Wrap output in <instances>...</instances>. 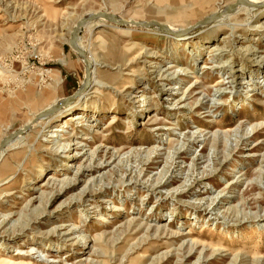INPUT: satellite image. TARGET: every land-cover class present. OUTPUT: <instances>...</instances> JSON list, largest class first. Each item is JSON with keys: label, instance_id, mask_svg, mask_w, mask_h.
<instances>
[{"label": "rangeland", "instance_id": "374dc122", "mask_svg": "<svg viewBox=\"0 0 264 264\" xmlns=\"http://www.w3.org/2000/svg\"><path fill=\"white\" fill-rule=\"evenodd\" d=\"M206 1L198 16L180 18L178 8L194 7L0 0V143L83 84L69 41L80 17L112 11L183 31L237 0ZM249 8L178 55L151 27L97 19L81 28L99 81L81 98L88 117L62 140L79 142L71 155L81 156L45 149L50 127L5 148L0 264H23L18 251L30 247L49 259L37 264H264V12ZM214 43L225 50L209 54Z\"/></svg>", "mask_w": 264, "mask_h": 264}, {"label": "bare ground", "instance_id": "6f19581e", "mask_svg": "<svg viewBox=\"0 0 264 264\" xmlns=\"http://www.w3.org/2000/svg\"><path fill=\"white\" fill-rule=\"evenodd\" d=\"M248 1H250L252 3L251 4H239L235 8V10L232 11V12L228 11L230 6L227 7V5H224L223 6L224 8H219L218 10L212 12L213 14L219 13V15L212 22H210L208 24H200L199 23L198 24L199 26L190 27L189 29L187 28V30L180 31L182 29L180 27H176L172 23H169L168 26H167V25H163V24L159 23L158 21L147 22L148 24L144 25V27H151L152 29H155L156 31H152L153 33H155V35L158 34V35H161L162 37H165V38H171L174 41L173 54L174 55H176V54L178 55V54H180V52L183 49H185L187 47L194 46L196 48H201V42L204 41V38H205L204 36H206L209 33H211V30H212L213 27L219 28L221 25L227 23V19H229L230 16H232V15H229L228 13H233V12L237 11L240 7H242L244 5L245 6H249L250 7L249 8L250 11L253 12L254 15H255V12L253 11L254 10L253 8H257L261 12H264V0H248ZM178 2H179V4H181L183 6L188 5V6H193L194 7V8H178L179 12L177 13L178 14L177 16L180 17V18H184V17H188V16H198L205 9L204 8V3H207L206 0H178ZM109 12H111V14L116 17V20L122 19V20L126 21V24H124V25H128V24L135 25L134 22H137V21H130L129 22L126 19H123L122 18L123 16L121 14H118V13L112 12V11H109ZM106 13H108V12H106ZM212 13H210V15H212ZM91 14H97V13H89L88 15H91ZM108 14H110V13H108ZM80 19H81V17L78 20H80ZM98 19H108V18L107 17H101V18H98ZM95 20H97V19H95ZM89 22H91V21H89ZM89 22H87V23H89ZM135 26H137V25H135ZM165 28H167V30ZM159 30H161L162 32H160ZM169 33H171V34H169ZM79 38H80V35H79ZM222 39L223 40L226 39V36H223ZM191 43L193 45H191ZM78 45H79V47H81V43L79 42V39H78ZM81 49H83V48L81 47ZM83 50L85 51L86 57H87L86 50L85 49H83ZM217 50L223 51L225 49L223 47L219 46L217 43H214V44L210 45L209 54H215V51H217ZM75 52H76V50H75ZM89 59H90L91 62L89 61ZM89 59L87 57V60L91 64V67H90V79H89L88 86L85 89V90H87L89 88V86H90V83H91L92 86L89 89V91L85 92L83 95L79 94L78 95L79 98L76 97L74 99V101H72L70 104H68L66 106H62L55 113L47 114V115H45L42 118L36 119V116L38 114H40L41 112L47 110L50 107H47L45 109L39 110L38 112H35L33 114V117L30 119V121L27 122L24 125V127L21 128V129H25V126H28V128L22 134L17 136L15 139H17L18 137L20 138V136L24 135L26 132L31 130V128L33 129L32 132H34V133L36 132L37 133L42 128L50 127L47 130L49 134H47L46 135V139H44V141L48 143L47 145H44L45 149H52L53 150L55 147H57L58 149H56V151H57L56 153L58 155H60L62 157H67L68 156V157H71L73 160L76 157L81 156L80 152H77V153H74V155H71L72 148L74 147V145H78L79 142L75 141V142L65 143L62 140H66L68 138V136H67V133H68L67 128H69L73 124H77V123L80 124L81 122H83V119L85 117H88L89 111L91 110V108L87 107V105L86 106L81 105V98L83 99L85 97V95L89 94L90 90L92 88H94L96 83L99 81L97 79V66H96V63L91 58H89ZM172 66H174V65H170L169 67H172ZM205 68H209V67H207V65H203L202 69H205ZM178 70H179V72H178L179 75H180V73L181 74L188 73L186 71V68H180ZM171 75H169L168 78L170 77L172 79H175V78L181 79L180 76H176L177 74H174V76H171ZM226 82H228V81H225L224 79L220 78L217 83L220 84V85L221 84L223 85ZM178 88L179 87H177V85H175L173 87H169L168 89H174L175 90V89H178ZM253 89H255V87H252L251 90H253ZM85 90H83V91H85ZM217 90L220 91V90H222V88L218 87ZM175 94H177V93H174L173 91L170 92V95H175ZM61 100L59 102H61ZM182 101H183V99L178 100V102L183 103ZM95 109H96V107H93V110H95ZM63 114H64V116L61 119V125H58V127H61V128L54 129L55 125H51V124L56 121V118L58 116L63 115ZM40 120H44V121H40ZM13 141H11L2 150H0V157H1L2 152L5 150V148L7 146H9L10 144H12ZM71 162H72V160L69 161V163H67L66 167H68V168L69 167H75V164H72ZM45 164H47V161L45 162ZM42 171H43V169H42ZM52 178H53V176L49 177V179H52ZM64 179H66L65 183H69V186L75 185L76 182H77V181L71 182L73 179H71L69 177H64ZM7 182H9V181H6V182L0 184V186L4 185ZM75 227H76V225H75ZM75 227L73 228V231L76 229ZM83 238L84 237H80L81 240H83ZM35 250L36 249L34 247H30L29 251H23V250L18 251V255L21 258V262H23V264H37V261H40V262L44 261L46 263H47V261L49 262V259L47 257H45L44 255L35 256V254L37 253V252H35ZM37 258H40V259H37ZM53 262H56V261H53Z\"/></svg>", "mask_w": 264, "mask_h": 264}, {"label": "water", "instance_id": "95a60500", "mask_svg": "<svg viewBox=\"0 0 264 264\" xmlns=\"http://www.w3.org/2000/svg\"><path fill=\"white\" fill-rule=\"evenodd\" d=\"M252 2L248 1V0H237V2L235 4H232L228 11L232 12L235 10V8L239 5V4H251ZM219 15V13L216 14H212L207 16L206 18H204L203 20H201L199 23L200 24H208L210 22H212L217 16ZM101 17H107L109 20L116 22L118 24H126V21L122 20V19H118L116 20V17L112 14H108L106 12H98L97 14H91V15H86L84 16L82 19H80L76 26L73 28V31L71 33L70 36V44L71 47L73 49L76 50L77 54L83 58V62L85 64V68H86V78L84 80V83L82 85L79 86V88L71 95L63 98L61 100V102L51 106L50 108H48L47 110L41 112L40 114H38L36 116V119L42 118L47 114H52L55 113L57 110H59L62 106H66L68 104H70L72 101H74V99L81 94V92L83 90H85L88 86L89 83V79H90V67L91 64L89 63V61L87 60L86 57V53L83 49H81V47H79L78 45V39H79V35L81 32V28L89 21L101 18ZM135 25L137 26H144L147 25V22H142V21H137L134 22ZM167 30V28H165ZM28 128V126H25V129H18L15 130L11 133H9L8 135H6L0 143V150H2L7 144H9L11 141H13L17 136H19L20 134H22L26 129Z\"/></svg>", "mask_w": 264, "mask_h": 264}]
</instances>
